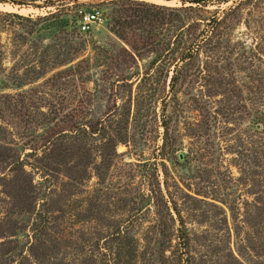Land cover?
<instances>
[{
    "label": "rangeland",
    "instance_id": "374dc122",
    "mask_svg": "<svg viewBox=\"0 0 264 264\" xmlns=\"http://www.w3.org/2000/svg\"><path fill=\"white\" fill-rule=\"evenodd\" d=\"M115 1H0V264H264V0L185 63Z\"/></svg>",
    "mask_w": 264,
    "mask_h": 264
},
{
    "label": "trees",
    "instance_id": "16d2710c",
    "mask_svg": "<svg viewBox=\"0 0 264 264\" xmlns=\"http://www.w3.org/2000/svg\"><path fill=\"white\" fill-rule=\"evenodd\" d=\"M2 1V0H0ZM170 1V0H167ZM180 6L168 7L165 5H159L149 2H134L132 0H116L117 4H133L134 8H123L122 12L127 13L128 10L133 15L139 13L138 17L140 22L147 21L151 25L156 23L172 24L177 23L179 29L183 30L182 35L184 36L180 61L190 59L198 50L199 43L205 41H212V38L216 36L214 30L225 25L228 22H239L240 11L242 5L249 4L251 0H241L235 6L230 7L228 10L223 12V15H219V11L211 13L208 9L209 4H213L214 1L226 2L228 0H179ZM120 13V12H119ZM12 17L20 18L16 13H8ZM184 68V66H182ZM176 72V70H175ZM178 74L174 75L171 80V85L174 84ZM173 86V85H172Z\"/></svg>",
    "mask_w": 264,
    "mask_h": 264
},
{
    "label": "built area",
    "instance_id": "2783aa9c",
    "mask_svg": "<svg viewBox=\"0 0 264 264\" xmlns=\"http://www.w3.org/2000/svg\"><path fill=\"white\" fill-rule=\"evenodd\" d=\"M98 20H100V15L98 11H87L83 12L80 15L79 23L83 30L87 31L89 30L94 23H96Z\"/></svg>",
    "mask_w": 264,
    "mask_h": 264
},
{
    "label": "water",
    "instance_id": "95a60500",
    "mask_svg": "<svg viewBox=\"0 0 264 264\" xmlns=\"http://www.w3.org/2000/svg\"><path fill=\"white\" fill-rule=\"evenodd\" d=\"M167 1V0H166ZM20 7V6H19ZM21 8V7H20Z\"/></svg>",
    "mask_w": 264,
    "mask_h": 264
}]
</instances>
